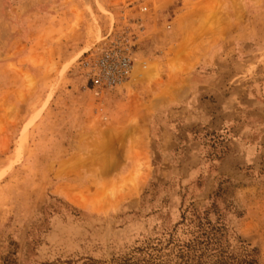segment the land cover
Here are the masks:
<instances>
[{
    "label": "rangeland",
    "instance_id": "rangeland-1",
    "mask_svg": "<svg viewBox=\"0 0 264 264\" xmlns=\"http://www.w3.org/2000/svg\"><path fill=\"white\" fill-rule=\"evenodd\" d=\"M198 3L0 0V264L211 230L264 264V0ZM115 34L132 73L98 92L82 61Z\"/></svg>",
    "mask_w": 264,
    "mask_h": 264
},
{
    "label": "trees",
    "instance_id": "trees-1",
    "mask_svg": "<svg viewBox=\"0 0 264 264\" xmlns=\"http://www.w3.org/2000/svg\"><path fill=\"white\" fill-rule=\"evenodd\" d=\"M211 231H203L182 243L168 240L138 247L119 258V264H260L256 249H249L240 237L239 251L230 250L229 241Z\"/></svg>",
    "mask_w": 264,
    "mask_h": 264
},
{
    "label": "built area",
    "instance_id": "built-area-1",
    "mask_svg": "<svg viewBox=\"0 0 264 264\" xmlns=\"http://www.w3.org/2000/svg\"><path fill=\"white\" fill-rule=\"evenodd\" d=\"M133 45L130 36L115 34L104 47L84 58L82 66L95 90L103 92L128 80L133 69Z\"/></svg>",
    "mask_w": 264,
    "mask_h": 264
},
{
    "label": "crops",
    "instance_id": "crops-1",
    "mask_svg": "<svg viewBox=\"0 0 264 264\" xmlns=\"http://www.w3.org/2000/svg\"><path fill=\"white\" fill-rule=\"evenodd\" d=\"M203 2V0H201V3ZM201 3H198L199 5H198V8H200V9H202V10H206V8L204 7V6H202V4ZM201 4V5H200ZM189 12H192V13H194L195 11H193V10H191V9H187V10H184L182 13H181V15L183 14H188ZM183 39V41H181V43L178 45V46H181L182 44L184 45V46H186L187 45V38L186 37H182ZM177 48H179V47H174L173 49H172V53H171V55H173V51H176L177 50ZM176 54H177V52H175ZM151 104H152V102H150ZM150 103L148 104V108H150ZM158 104V102L157 103H155V105H157ZM154 107V106H153Z\"/></svg>",
    "mask_w": 264,
    "mask_h": 264
}]
</instances>
